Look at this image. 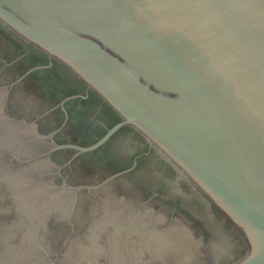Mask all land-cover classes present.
<instances>
[{
  "label": "water",
  "instance_id": "obj_1",
  "mask_svg": "<svg viewBox=\"0 0 264 264\" xmlns=\"http://www.w3.org/2000/svg\"><path fill=\"white\" fill-rule=\"evenodd\" d=\"M0 264H264V0H0Z\"/></svg>",
  "mask_w": 264,
  "mask_h": 264
}]
</instances>
